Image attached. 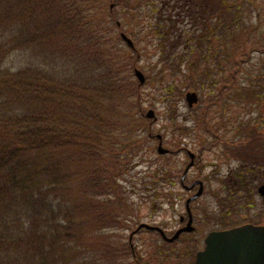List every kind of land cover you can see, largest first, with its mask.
Returning a JSON list of instances; mask_svg holds the SVG:
<instances>
[{"label": "trees", "instance_id": "1", "mask_svg": "<svg viewBox=\"0 0 264 264\" xmlns=\"http://www.w3.org/2000/svg\"><path fill=\"white\" fill-rule=\"evenodd\" d=\"M121 33H137L133 50ZM15 56L24 61L10 65ZM146 56L152 70L137 63ZM182 85L203 106L179 134H192L200 155L220 149L235 163L218 181L222 201L254 206L264 185V0H0V264H132L127 238L101 230L138 219L117 179L152 137L145 98H176ZM174 171L153 170L144 192L173 202L158 187Z\"/></svg>", "mask_w": 264, "mask_h": 264}, {"label": "rangeland", "instance_id": "2", "mask_svg": "<svg viewBox=\"0 0 264 264\" xmlns=\"http://www.w3.org/2000/svg\"><path fill=\"white\" fill-rule=\"evenodd\" d=\"M134 18H132L131 21H133ZM145 21H147V17L145 18ZM135 22H137V20H135ZM145 34H146V30L143 29L141 35V44L144 41L142 38H144ZM126 36L130 38L132 41L135 42L137 41V33L126 34ZM146 42H148V40H146ZM119 45L124 49L127 48L122 41ZM151 50H152L151 48L146 49L147 52ZM23 61H24L23 57L15 56L11 58L9 63L10 65H16L18 63H22ZM137 63L139 64V66L147 64V66H150L152 70V66L156 65V57L153 56H151L150 58H147V56L146 58L140 57ZM137 68L139 69V67ZM144 71L145 73L147 72V70ZM169 81H171V79H169ZM183 86L184 85H182L179 92L175 90L174 95L176 96V98L169 97L166 95H156L155 93H153L154 88H152V86L151 88L147 87L144 89V93H148L149 95L151 94V92L153 93L152 95L145 98L146 103L144 104L145 107L144 118L146 121L148 120L149 122V119L145 117V114L149 110H152L154 112L156 121H153L150 124H147L146 122V124L143 125V131L147 132V129L150 130L152 137L146 140L144 145V150L142 152L139 151L136 156H133L132 159L128 160V162L125 163V167L121 169L123 173V177L120 176L117 179L118 186L122 188L123 192H125V195L130 198L129 203L131 204V207H133V210L136 216L138 217L137 220H141L142 222L144 221L149 222L153 225L155 224L157 225L163 222L164 223L163 225L168 224V227L171 228L168 229L169 231L176 227V225H173V222L178 219L179 214L181 215L184 214V203L188 196V194L185 191L183 190L180 191L178 185H179L180 176L186 164L188 163L189 158L187 157L185 152L181 151V153H179L178 149L186 148L187 150L196 154V156L200 154L199 150H201L199 143L198 144L195 143V140L193 139L194 136L192 134H188V136H184L183 135L184 132L179 134V128L186 129L188 130L187 132H189L192 126L191 123L185 121L187 115H190V109H192L193 107L188 108L186 104L184 98L186 90L183 88ZM175 101L177 102L174 105ZM201 106L203 105L199 104L197 107H201ZM233 111L236 117L242 116L241 107L232 105L231 108L230 105L229 114ZM209 113H213L212 110H210ZM157 135H160L163 138V145H162L163 148L169 150L174 154L164 158H160L157 155L156 153L157 140L155 139V136ZM202 146L206 148L207 144H203ZM219 150L220 149H217L215 152H211V151L203 152L200 155L201 157L198 158L199 159L198 168L195 170L194 169L191 170L188 175L189 182H192L197 177L198 180L203 182L205 181L204 196L200 200H198L197 201L198 203L195 205L196 209H202L204 211L203 214H199V215L197 214V218L199 216V218L203 220L200 221L203 224L207 223L206 222L207 219H204L205 216H207L208 218L209 214H211L213 210L215 211L217 210L216 206L218 205L217 204L218 200H215L212 194L216 195V193L214 192H216L215 189L219 185L218 181H223V179L227 177L229 170H231V168L235 166L234 162L229 161L228 159L222 157ZM161 166L167 169H169V167H172L173 170H175L173 179L169 178L170 182L172 183L164 182V185H162L161 183L160 184L161 186L159 185L160 187H158L160 190L162 189L165 193L168 192L173 195L175 194L176 195L175 199L177 202H179V199H181L182 202L181 203L179 202L178 205L173 208L174 209L173 211L171 208L168 207L167 202L165 200H164L165 203L162 200H157V201L152 200V194L150 192L147 193L144 192V190L148 189V187L151 186V184L154 182V180H152L151 178L152 171L157 170ZM255 200L256 201L254 204L255 205L258 204V222H260L264 216V203L259 197L258 198L256 197ZM140 202L143 204H141ZM253 209L248 208L246 211L237 210V212H235L236 214L233 215L234 218L230 219V222L236 224L241 222H248L251 221L252 219L255 220L256 218L253 217L254 216ZM203 224L200 227L205 229V231L202 233L203 235H205L208 231L211 230L213 225L207 224V226H203ZM125 228H127V224ZM125 228L115 227L114 229H112V227L110 226L108 228L101 230V235L100 234L99 235L100 238L104 236L112 237V235L118 237L117 235H120L124 239V237L127 238V229ZM89 236L95 238L98 237L97 234L93 235V233L92 235ZM121 242L122 241L118 238L115 239L111 238L109 240V244L111 245L114 244L119 245L121 244ZM134 245L135 247H137V249H140L142 255H148V253L157 254L164 246L163 242L159 238L149 235H146L144 237V241L142 242L134 241ZM91 255L92 253H89L87 255V261L89 260ZM100 264H102V262H100ZM104 264H108V263H104Z\"/></svg>", "mask_w": 264, "mask_h": 264}, {"label": "flooded vegetation", "instance_id": "3", "mask_svg": "<svg viewBox=\"0 0 264 264\" xmlns=\"http://www.w3.org/2000/svg\"><path fill=\"white\" fill-rule=\"evenodd\" d=\"M181 151L185 152L188 157V150L186 148H181L179 153H181ZM191 162L192 165L189 171L187 172L185 179L183 180L182 184L179 183L178 185L180 191H185L188 196L184 203V214H179L178 219L173 222V225H176V227L169 231L168 229L171 228L168 227V224L163 225V222L157 225H153L149 222L144 221V223L141 220H135V222L132 223L131 227L127 230V240L131 251V259L133 262L132 264H195L196 256L199 252L204 250L205 239L210 233L224 232L247 224H251L253 226L258 227V204L254 205V209L252 205L248 206L249 209L254 210L253 217L256 218L255 220L252 219L248 222H241L236 224L230 222V219L234 218L233 215L236 214L235 212H237V208L231 207V204L226 202V200H220L219 197L225 196L222 191L226 189L222 185H218V187L215 189L216 192L214 193H216V195L212 194L214 199L218 200V205L216 206L217 210H213L211 214H209L208 218L207 216H205L204 219H207V223H201L200 221L203 220L199 218V216L198 219L197 214H203L204 211L202 209H196L195 205L198 203L197 201L204 196V185L203 193L201 194V196L197 200L190 202L186 206L187 200L193 197L198 191V186L194 187L190 191H187L186 189L194 182L199 181L197 177L192 182H189L188 175L190 171L193 169H197L199 166V159L196 158V154L194 155V158L192 160H188V163L186 164L185 168ZM185 168L183 169V171L185 170ZM175 196L176 195L174 194L173 197ZM179 202H182L181 199H179ZM179 202H167V205L173 211V208L176 207ZM238 211H244L243 207L240 208ZM190 219L191 225L188 226V222ZM202 224L203 226H207V224H210L213 225V227L210 231L203 235L202 233L205 231V229L200 227ZM142 226L158 228L160 231H150L149 229ZM150 234H153V236L165 242L163 243L164 246L160 250L162 255H158L153 259H150V257L147 255H142L140 249H137V247H135L134 245V241L142 242L144 241V237ZM176 234H178V237L175 239V241H173L172 243H168L167 240L174 237Z\"/></svg>", "mask_w": 264, "mask_h": 264}, {"label": "water", "instance_id": "4", "mask_svg": "<svg viewBox=\"0 0 264 264\" xmlns=\"http://www.w3.org/2000/svg\"><path fill=\"white\" fill-rule=\"evenodd\" d=\"M120 37L128 48L133 49V44L129 38L124 34H121ZM134 76L139 85L144 84L145 78L139 70L134 69ZM184 98L190 108L197 104V96L193 92H187ZM145 116L147 119L156 120L152 110H149ZM156 138L159 141L157 154H166L167 151L162 147L161 137L158 135ZM189 156L193 159L191 153H189ZM191 165L192 162L185 169L182 180ZM196 185L199 186L198 192L187 201V204L197 199L202 193V183L199 181L192 184L187 190H191ZM257 193L264 201V185L258 187ZM190 225L191 219L188 222V226ZM142 227L159 231L148 226ZM177 236L178 234L168 241L175 240ZM205 245L204 251L197 254L195 264H264V225L258 227L245 225L225 232L210 233L205 239Z\"/></svg>", "mask_w": 264, "mask_h": 264}]
</instances>
